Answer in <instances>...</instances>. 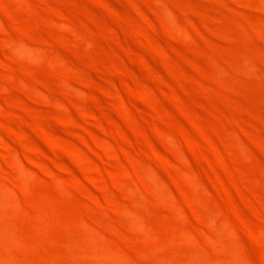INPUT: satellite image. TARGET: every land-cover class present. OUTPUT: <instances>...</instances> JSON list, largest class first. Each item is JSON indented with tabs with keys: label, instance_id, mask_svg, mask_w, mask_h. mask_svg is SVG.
Wrapping results in <instances>:
<instances>
[{
	"label": "rangeland",
	"instance_id": "rangeland-1",
	"mask_svg": "<svg viewBox=\"0 0 264 264\" xmlns=\"http://www.w3.org/2000/svg\"><path fill=\"white\" fill-rule=\"evenodd\" d=\"M2 196L0 264H264V0H0Z\"/></svg>",
	"mask_w": 264,
	"mask_h": 264
},
{
	"label": "bare ground",
	"instance_id": "bare-ground-1",
	"mask_svg": "<svg viewBox=\"0 0 264 264\" xmlns=\"http://www.w3.org/2000/svg\"><path fill=\"white\" fill-rule=\"evenodd\" d=\"M34 50V51H33ZM30 49V48H27V47H22V45L20 46L19 45V47H17L16 48V51H19V52H21L22 54H24V55H27V56H33L34 55V52H35V49ZM36 53H37V51H36ZM222 65V64H221ZM249 65V64H248ZM252 66V65H251ZM246 67H248V66H246ZM240 68V67H239ZM251 68V67H250ZM249 68H247V70H248ZM250 70V69H249ZM252 70V69H251ZM17 164V167L19 168V170H20V172H21V174H22V176H23V174H24V178L26 179V173H27V171H26V169H24V167H23V165L21 164V163H16ZM143 177V181H144V183L147 185V186H151L152 184H156L155 182H156V180H154L151 176H149V177H146V176H142ZM157 186V184L155 185V187ZM158 188V186L156 187V189ZM10 195V194H9ZM3 197V196H2ZM0 197V210L2 211V212H4L5 213V211H6V209H5V211L3 210L5 207H9V205L12 203L10 200V198H5V197ZM132 205L133 204H131V211L128 213L127 211V214L125 213V211L124 210H120V212H121V214L123 213V214H126V216H128V219H130V221L132 222V223H134L137 227H140L141 226V223H140V220H139V215H138V213H137V211H134V209L132 208ZM118 207V206H117ZM135 207V206H134ZM10 208V207H9ZM8 208V209H9ZM135 209H137L136 207H135ZM117 210H119V208L117 209ZM123 211V212H122ZM139 212V211H138ZM125 217V216H124ZM130 217V218H129ZM211 227H212V229H213V231H214V237H213V239L211 240V245H213L216 249H218V250H221V251H226V248L223 246L224 244H223V242H222V236H221V231H220V229L218 228V227H216L215 225H213V224H211ZM9 236H11V237H13L12 235H9ZM185 236H186V234H185ZM189 236V235H188ZM5 237H7V236H5ZM191 237V236H190ZM14 238V237H13ZM94 238H96V237H93V240H94ZM189 238V237H188ZM8 239H10V238H8ZM192 239V238H191ZM190 239V241H192ZM92 240V239H91ZM96 240V239H95ZM10 241H12V240H10ZM90 243H91V241H90ZM93 244H94V242H92ZM86 244V243H85ZM85 244H83V246L84 247H82V252H84L86 255H88V257H90L92 260H94V261H99L100 263H104V262H109V261H111V259H108V258H110V257H106L105 256V254H103L102 252H99L100 251V249H99V247H98V249H99V251H98V249L97 248H94L93 247V245H92V247H90L89 249L87 248V247H85ZM87 245V244H86ZM94 245H96V244H94ZM90 246V245H89ZM97 246V245H96ZM100 246V245H99ZM103 251V250H102ZM104 253H105V251H104ZM107 256H108V254H107ZM115 260H116V258H115ZM113 261V260H112ZM118 261V260H117ZM116 261V262H117ZM107 262V263H108ZM205 262V260L203 259V257H201V256H199V254L198 255H195V259L191 262V263H188V264H203ZM118 263V262H117ZM212 264H241V262L237 259V261H234V260H229L228 262H226V263H220V262H217V261H213V262H211ZM207 264V263H206ZM209 264V263H208Z\"/></svg>",
	"mask_w": 264,
	"mask_h": 264
}]
</instances>
